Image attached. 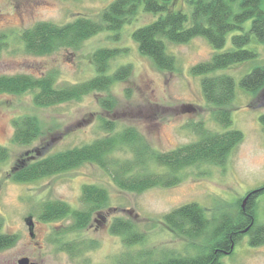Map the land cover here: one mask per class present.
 I'll return each instance as SVG.
<instances>
[{
	"label": "rangeland",
	"instance_id": "rangeland-1",
	"mask_svg": "<svg viewBox=\"0 0 264 264\" xmlns=\"http://www.w3.org/2000/svg\"><path fill=\"white\" fill-rule=\"evenodd\" d=\"M114 1L0 0V35L5 36V45L0 50V76H40L57 70V85L80 83L97 74L92 55L101 48H127L110 60V72L124 64L132 65V74L108 91L91 93L81 100L50 108L37 107L29 93H0V146L9 151V159L0 163V233L18 238L14 246L0 251V264H19L23 257L39 264H118L127 253L145 248L155 249L158 256H196L208 252L213 242L207 237L191 239L172 229L165 222V216L191 203L201 206L208 218L227 210L234 213L239 201L245 205L248 193L264 186V130L260 122L264 114V90L255 95L243 90L240 83L253 67L264 65V43L255 44L256 60L214 73H227L236 82V96L228 107L233 123L228 129H238L244 134L243 141L232 149L224 164L203 163L187 168L177 185L154 187L142 193L121 190L95 164H84L30 183L13 179L14 168L24 160L42 158L110 135L104 120L113 122L116 130L135 127L153 148L163 152L198 140L196 123L202 122L213 131L226 130L214 120L215 109L204 98L202 78L191 74L193 66L209 61L215 52L205 38L196 37L186 43L165 41L168 53L176 61L174 70H160L151 58L140 52L132 33L158 19L160 15L155 13L140 9L117 39L112 32L104 31L86 40L78 50L60 49L42 56L25 50L23 32L37 23L64 25L81 15L98 20ZM190 2L172 0V9L190 14ZM107 97L115 100L111 109L101 105V100ZM24 116H36L44 132L28 146L13 141L14 121ZM114 154L125 159L132 153L118 149ZM159 171L165 169L159 168ZM89 184L104 187L110 194L109 205L94 214L89 227L70 230L71 218L58 222L40 218L43 205L49 201H63L74 209H83V187ZM255 200L256 223L263 224L264 192ZM29 216L34 218L35 237H31L25 222ZM116 218L133 221L146 233L145 244L129 248L121 236L112 234L110 226ZM62 231L67 234L60 243H55V232ZM248 240L245 236L232 253L222 256V264H264V245L250 246ZM62 243H80L81 250L70 253L60 246Z\"/></svg>",
	"mask_w": 264,
	"mask_h": 264
},
{
	"label": "trees",
	"instance_id": "trees-1",
	"mask_svg": "<svg viewBox=\"0 0 264 264\" xmlns=\"http://www.w3.org/2000/svg\"><path fill=\"white\" fill-rule=\"evenodd\" d=\"M190 14L172 9V0H115L98 20L79 16L64 25L40 22L25 30L22 35L25 50L31 54L49 55L60 49L78 50L94 35L109 31L119 38L123 27L135 19L140 9L160 15L154 22L135 29L132 33L140 52L151 58L160 70L176 69L175 58L167 51L165 41L186 43L196 37L205 38L215 52L209 61L196 64L191 74L202 78L206 102L214 106L213 117L225 131H213L203 123L194 124L198 140L172 151L153 148L135 127L116 130L113 122L103 121L111 134L97 138L90 144L59 151L42 158L20 162L13 170V179L30 183L81 167L95 164L108 173L121 190L142 193L154 187H172L184 178L183 171L203 163L224 164L228 155L244 139L238 129H228L233 123L228 109L236 96L233 76L215 72L254 61L258 57L256 43H264V0H191ZM250 23V25H249ZM0 35V50L5 45ZM230 44V45H229ZM127 48H101L92 55L97 74L85 81L65 86L58 84L57 70L43 75H1L0 93L32 94L39 108H50L69 101L81 100L95 92H106L116 82L132 74V65L124 64L110 72V60ZM1 52V51H0ZM125 52V51H124ZM243 90L255 95L264 90V65H256L241 81ZM107 109L115 106L112 97L103 98ZM264 130V114L260 116ZM13 141L28 146L43 135V127L36 116H24L14 121ZM228 129V130H227ZM118 149L129 151L131 157H115ZM9 159V151L0 146V163ZM154 169H151L152 166ZM159 168L165 171L160 172ZM264 192V186L248 193L246 204L237 203V210L223 211L208 218L206 211L196 203L187 204L165 216V222L191 239L207 237L213 242L210 250L194 256H158L153 248L127 253L118 264H222L220 258L232 253L245 236L250 246L264 245V223L257 224L255 198ZM83 209H74L63 201H49L43 205L40 218L46 222L73 220L70 230H82L93 222L95 213L109 205L110 194L104 187L94 184L83 187ZM63 232V233H62ZM55 232V243H60L65 231ZM110 232L121 236L125 245L132 248L144 245L146 233L130 219L116 218ZM17 236L0 233V251L16 244ZM92 243L87 244L90 247ZM70 253H77L80 243H62ZM66 247V248H65Z\"/></svg>",
	"mask_w": 264,
	"mask_h": 264
},
{
	"label": "water",
	"instance_id": "water-1",
	"mask_svg": "<svg viewBox=\"0 0 264 264\" xmlns=\"http://www.w3.org/2000/svg\"><path fill=\"white\" fill-rule=\"evenodd\" d=\"M26 224L29 227L31 237H35V222L33 216H29L25 219ZM19 264H39L36 262H31L30 258L23 257L18 261Z\"/></svg>",
	"mask_w": 264,
	"mask_h": 264
}]
</instances>
